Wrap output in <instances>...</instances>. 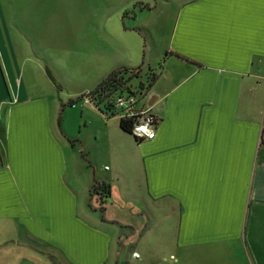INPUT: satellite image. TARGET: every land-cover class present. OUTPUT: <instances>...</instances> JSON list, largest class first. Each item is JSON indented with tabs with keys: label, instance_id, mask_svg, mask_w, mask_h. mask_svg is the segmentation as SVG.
<instances>
[{
	"label": "crops",
	"instance_id": "obj_1",
	"mask_svg": "<svg viewBox=\"0 0 264 264\" xmlns=\"http://www.w3.org/2000/svg\"><path fill=\"white\" fill-rule=\"evenodd\" d=\"M162 6L175 17L165 20L171 38L162 60L148 68L158 77L148 100L156 97V137L138 143L85 101L86 128L96 131L89 141L109 162L102 170L82 141L93 171L86 192L69 178L81 166L71 167L62 139L61 86L45 66L51 91L35 94L18 64L26 54L0 32V264H127V247L145 250L159 215L176 220L177 264H264V0ZM157 7L130 0L114 15L126 31V20L154 16ZM90 16L106 31L109 11ZM126 43L124 34L107 33V58L117 59L110 74L140 69ZM95 182L111 186L103 213L91 197ZM118 203L137 218L115 216Z\"/></svg>",
	"mask_w": 264,
	"mask_h": 264
},
{
	"label": "rangeland",
	"instance_id": "obj_2",
	"mask_svg": "<svg viewBox=\"0 0 264 264\" xmlns=\"http://www.w3.org/2000/svg\"><path fill=\"white\" fill-rule=\"evenodd\" d=\"M142 1L152 3V6L158 3L157 10L153 12L154 16L144 12L137 20H126L133 27L125 31L114 12L130 0H0V32L3 35L7 32L16 41L18 49L21 48L23 54H26V63L24 64L22 58L18 62L24 83L28 84L35 94H48L51 84L43 69L48 66L55 76L56 83L61 86L59 94L65 106L92 91L95 85L110 74L111 66L117 59L107 58L109 55L103 44L107 33L125 35L130 44L126 43V46L134 58V66L140 68L136 70L143 71L140 74L141 79L130 82L132 88H137L139 82L147 83L149 75L153 74L148 71L149 66L162 60L168 45L166 38L170 42L171 31L165 20L169 22L170 19L174 20L175 16L174 12L169 14L170 10L162 6L169 0ZM108 11L110 21L104 26L106 31L103 30L101 22L90 25V15L101 19V14ZM146 28L151 34H148ZM25 65L27 67L23 69ZM86 109L91 108L85 103V99H82L75 107L62 108L61 114L62 139L72 151V158L69 159L71 167L75 164L74 161H78L81 166L76 173L71 169L69 176L72 183L73 179L78 180L79 192H86V188L90 187L89 177L93 172L80 152L82 141L85 148L91 152L92 159L100 162L99 167L102 166V170H106L105 164L109 163L101 161L100 148L97 150V144L89 141L96 131L92 132L93 127L86 128L89 126L84 122L87 119ZM90 142L93 147H90ZM118 210L130 218H137L136 213H131L128 207L121 208L120 203L114 206L111 212L116 216L115 212ZM141 213L145 216L143 211ZM161 214L165 216L167 211ZM165 217L159 215L155 227L149 224L153 232L148 235L150 238L147 237L148 246L145 250L140 244L127 247V264H177L173 261L174 258L171 260V256L175 255L171 239L176 220L173 218L171 222H166ZM144 219H147V216ZM153 242L167 244L156 252V249L150 246ZM135 252L144 256L143 259H139V256L136 258L133 255Z\"/></svg>",
	"mask_w": 264,
	"mask_h": 264
},
{
	"label": "trees",
	"instance_id": "obj_3",
	"mask_svg": "<svg viewBox=\"0 0 264 264\" xmlns=\"http://www.w3.org/2000/svg\"><path fill=\"white\" fill-rule=\"evenodd\" d=\"M182 59L181 57L177 56ZM185 60V59H182ZM186 61V60H185ZM141 70H120L113 72L109 75L107 79H105L100 85L96 87L93 91L82 95L77 101H71L67 105H63V109L65 107H74L79 101L85 99L86 103L96 109L102 116H104L107 120H112L114 117H109V113H113V101L126 89V85L132 82V80L141 79ZM158 77L157 75L151 74L148 77L147 83L139 82L138 89L139 93L146 91L144 98H149V94L151 92L152 87L156 83ZM134 122L132 121H120L121 129L132 135V128ZM135 138V137H134ZM135 140L140 143L141 140L135 138ZM97 196L100 201V210L103 213L105 211L104 205L108 203V199L111 197V186L107 183H99L95 182L91 189V197Z\"/></svg>",
	"mask_w": 264,
	"mask_h": 264
},
{
	"label": "built area",
	"instance_id": "obj_4",
	"mask_svg": "<svg viewBox=\"0 0 264 264\" xmlns=\"http://www.w3.org/2000/svg\"><path fill=\"white\" fill-rule=\"evenodd\" d=\"M145 92L139 93L138 89L132 88L130 83L127 84L124 92L113 101L114 116L112 113H109V117H114L113 119H118L119 121L133 120L132 135L141 141L152 140L148 139V133L150 131H154L156 137L157 127L159 125V117L152 112V107L148 104L149 98H144ZM138 123H143L145 127L139 131L138 135H134L133 130Z\"/></svg>",
	"mask_w": 264,
	"mask_h": 264
},
{
	"label": "clouds",
	"instance_id": "obj_5",
	"mask_svg": "<svg viewBox=\"0 0 264 264\" xmlns=\"http://www.w3.org/2000/svg\"><path fill=\"white\" fill-rule=\"evenodd\" d=\"M144 127H145V125L143 123H138V125L134 127L133 134L134 135H138L139 131L143 130ZM154 137H155V132L154 131H150L148 133V139H153ZM133 255L136 256L138 254L134 253Z\"/></svg>",
	"mask_w": 264,
	"mask_h": 264
},
{
	"label": "water",
	"instance_id": "obj_6",
	"mask_svg": "<svg viewBox=\"0 0 264 264\" xmlns=\"http://www.w3.org/2000/svg\"><path fill=\"white\" fill-rule=\"evenodd\" d=\"M155 100H156V97H154V100L153 101H150L149 102V106H153V104H154L153 102H155Z\"/></svg>",
	"mask_w": 264,
	"mask_h": 264
}]
</instances>
